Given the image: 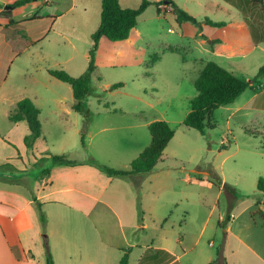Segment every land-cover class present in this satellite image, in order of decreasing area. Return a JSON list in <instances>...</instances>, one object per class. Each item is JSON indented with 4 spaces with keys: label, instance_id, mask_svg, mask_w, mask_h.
<instances>
[{
    "label": "rangeland",
    "instance_id": "rangeland-1",
    "mask_svg": "<svg viewBox=\"0 0 264 264\" xmlns=\"http://www.w3.org/2000/svg\"><path fill=\"white\" fill-rule=\"evenodd\" d=\"M36 1L31 0V7L15 10L6 9L0 2V23L6 17L9 21H20L29 13L40 12L31 17L29 24L17 25L8 34L19 36L22 40L28 37L29 32L37 40L47 35L41 44L34 47L33 50L38 53L32 56L31 61L41 62L44 50L52 69L67 67L68 70H64L70 75H82L89 66V50L93 44L91 36L101 22L102 1ZM207 1V15L213 21L230 22L242 20L244 16L240 9L224 0H179V3L187 2L197 11L199 6L195 3ZM235 1L244 9L254 31V47L240 34L244 55L231 59L218 57L212 51L215 44L183 37L173 15L159 16L154 5L140 16L138 26L133 29L128 41L101 40L96 53L97 69L92 77V95L84 103L94 118L136 121L140 128L132 132L146 145L151 142L146 124L158 120L170 121L176 135L165 150L162 166L167 172L161 173L157 178L161 179L158 185L153 186L162 194L156 192V196L149 193V196L156 202L162 195L165 205L162 209L166 210V218L169 219L166 225L168 241L177 245L182 237L187 247L194 248L185 259L194 256L196 261L205 262L224 247L229 264H263L260 259H264V220L254 219L252 214L261 210L262 213L257 214L264 216V195L257 188L259 179L264 178V80L255 84L256 89L244 92L237 102L216 110L213 120L215 129L206 130L203 135L183 125L189 101L197 95L194 81L202 68L199 59L217 62L245 81L252 80L264 66V42L259 39L264 36V7L248 4V0ZM48 2L52 11L60 9L65 13L52 25L47 19L42 21V15L48 17ZM121 2L128 8H138L142 0ZM73 3L76 8L68 11ZM217 4H222L226 10ZM165 6L168 7V4L159 8ZM208 32L211 34L210 30ZM236 36L231 33V37ZM64 37L69 40L64 41ZM41 46L44 47L42 51ZM170 47L178 50L172 51ZM155 55L161 60L149 68ZM16 65L14 70L25 66ZM120 82L126 84L125 88L110 89ZM33 91H39L46 97L52 96V102L44 98L34 102L41 112L40 121L48 154L33 165L40 170L39 173L34 171L37 178L42 175L44 167L50 169L52 156L94 157L87 147V132L85 148L82 145L85 118L73 108L75 100L70 85L55 80L43 69L34 77L17 74L0 94V101L34 94ZM105 161L101 163L111 168L114 167L107 161L116 165L113 160ZM0 172L17 173L18 170L4 166ZM225 185L233 190L234 197L225 190ZM230 208L232 211H229ZM228 216L231 221L236 219L233 234L241 235L254 252L240 246L232 234L225 238L219 222L223 227L227 226Z\"/></svg>",
    "mask_w": 264,
    "mask_h": 264
},
{
    "label": "crops",
    "instance_id": "crops-1",
    "mask_svg": "<svg viewBox=\"0 0 264 264\" xmlns=\"http://www.w3.org/2000/svg\"><path fill=\"white\" fill-rule=\"evenodd\" d=\"M17 1L0 0L6 9L12 10L31 7L32 4L29 2L19 7H13ZM157 1L160 0L152 2ZM174 1L180 8L183 7L197 19L202 16L201 19H198L199 21L208 18V1L195 3L199 6L197 11H194L187 2L180 4L179 0ZM35 2L37 1L35 0ZM49 2L46 4L48 17L42 15V21L47 19V22L52 25L59 21L65 13L60 9L52 11V6H48ZM119 2L122 7L128 8L123 5L121 0ZM152 6L154 5H150L148 8ZM217 6L226 10L222 4H217ZM165 7L160 9V13L157 7L159 16L172 14L175 20L172 7ZM74 8H76L75 3L68 11ZM0 11L2 10L0 9ZM38 13L40 12L29 13L20 21L15 19L9 21V17H6V20L0 23V94L6 89L14 75L25 74L34 77V74H37L41 69L50 75L48 70L52 69V65L46 60L48 56L43 50L44 47L41 46V51L43 50V52L40 51L41 62L31 61L32 56L38 53L33 50L34 47L38 43L41 44L42 39L45 40L44 37L47 35L37 40L29 32L28 37L22 40L19 36L8 34L9 30L16 29L17 25L29 24L28 21L31 17ZM219 22H225L226 26L214 28L203 25L201 31L189 22L181 25L176 23L185 38L199 39L201 43L219 40L220 43H216L212 48L213 54L218 57L231 59L244 55L245 49L241 36L247 43L251 42L252 47L255 46L252 43L254 39L252 30L244 16L242 20ZM209 30L211 34L208 32ZM133 31L129 38L123 41H128ZM232 32L237 36L231 37ZM202 36L207 37V40ZM66 39L69 40L67 37H64L63 40L66 41ZM169 49L178 50L174 47ZM156 56L158 58L153 61ZM152 57V61L148 65L149 68L161 60L158 55ZM199 60L200 64L202 61H207ZM36 63H38L37 66ZM16 64L25 66L17 67L18 70H14ZM62 68L68 70L67 67ZM18 86L19 83L16 89ZM33 92L34 94L25 95L33 103L39 98L52 102L51 95L46 97L39 91ZM25 96L0 101V122L9 121L8 125L6 122L0 124V166H10L18 170L17 173L0 172V264H47L45 241L49 244L55 264H122L124 259L127 260L125 264H211L216 260L217 253L214 256L210 255L205 262L196 261L194 256L185 259L188 253H193L194 248L187 247L182 237L178 239L177 245L170 243L166 238L168 231L166 225L169 224V219L166 218V210L162 209L165 206L161 199L162 195L156 202L149 196V193L156 196H158L156 192L161 193L158 188L153 189V186L158 185L161 180L157 179L160 174L167 172L162 166L166 149L155 169L145 175H134L129 178L109 177L88 164L86 160L89 157L83 155L80 157L65 156L68 160L77 162V165H52L50 169L44 167L42 170H48L49 174L40 175L37 178V175L34 174L36 168L33 165L48 155L45 135L42 131L34 147L29 149L25 143L26 136L30 134L27 121L12 122L9 118L10 113L16 109L18 102ZM190 101L187 115L190 112ZM165 122L171 127L170 121L166 120ZM151 123L146 124L148 131ZM137 128H140L137 122L127 118L108 120L95 117L86 134L88 150L98 162L105 163V160H113L116 165L112 164V161H107L114 167L113 169L129 171L132 162L150 145L137 139L132 132ZM83 147L85 148V143ZM36 171L40 172V170ZM194 181L198 182L199 180ZM138 185L140 186L139 195L135 188ZM34 197L40 202L46 216L45 228L42 226L39 211L33 201ZM138 205L142 211L141 221ZM257 213L261 214L262 211H254L253 218L264 220V216L260 217ZM230 221L223 229L225 238L227 239L232 234L239 241L240 246L254 252L241 235L233 234L236 219ZM221 249L225 257L224 247ZM260 260L264 264V259Z\"/></svg>",
    "mask_w": 264,
    "mask_h": 264
},
{
    "label": "trees",
    "instance_id": "trees-1",
    "mask_svg": "<svg viewBox=\"0 0 264 264\" xmlns=\"http://www.w3.org/2000/svg\"><path fill=\"white\" fill-rule=\"evenodd\" d=\"M234 7L240 9L245 21L250 26L252 34L254 36L253 28L249 23V18L245 14L244 9L235 0H226ZM31 2V0H18L13 7H19ZM167 3L172 7V13L175 15L176 22L181 25L189 22L195 25L200 31L203 25H207L214 28H222L226 26L225 22H215L210 18H205L203 21H199L195 16L191 15L186 10L180 8L174 0H161L152 2L149 0H143L138 8H124L120 4L119 0H102V12L101 22L97 30L92 34V47L89 50V66L87 70L80 76L74 77L63 69H50L48 73L62 81L69 84L73 90L74 96V110L81 113L84 116V129L82 133V145L84 146L85 134L88 131L92 121L93 114L85 106V99L92 95V77L97 69L96 66V53L99 48V42L101 38L105 37L112 42L123 41L129 38L131 31L138 25V18L146 11L150 5H156L158 12L160 13L159 6ZM248 4L255 5L259 8L264 7V0H248ZM207 40V37L202 36ZM264 41V36L260 37ZM220 43L219 40L209 41L210 45ZM158 58L154 57L153 61ZM202 69L199 72L197 79L194 82V86L198 92L197 96L190 101V112L186 116L183 125L187 128L194 129L201 134H205L206 130H213L216 128L214 124V113L221 107L234 103L246 90L256 89L255 84L264 79V66H262L257 75L250 81H245L232 72L222 67L214 61H202ZM125 84L115 83L111 86V90H117L124 88ZM40 110L29 98H24L18 102L17 107L10 113V120L12 122H19L22 120L27 121L30 134L26 136L25 143L29 149L34 147L36 140L42 134V124L40 121ZM149 131L152 137L150 145L132 162L131 170L122 171L110 168L106 165L98 162L94 157H89L86 162L109 177H123L129 178L134 175H145L152 172L156 165L162 159L164 150L174 138L175 131L165 121H156L149 125ZM52 165H77V162L68 160L65 156H52ZM2 166H0L1 168ZM41 173L48 175L49 171L43 170ZM138 191L140 186L135 187ZM225 190L232 194L233 190L225 185ZM258 190L264 195V178H260L257 185ZM250 197V196H245ZM237 198V197H235ZM33 201L39 211L40 220L42 226L45 228L47 219L42 210L40 202L34 197ZM232 211L230 208L229 211ZM138 212L141 221L142 211L138 205ZM230 221V216L227 217V222ZM220 226L223 227L222 223ZM45 248L47 254V264H55L49 244L45 241ZM126 259L122 264L126 263ZM211 264H228L226 258L223 255L222 249L218 250L216 260Z\"/></svg>",
    "mask_w": 264,
    "mask_h": 264
}]
</instances>
